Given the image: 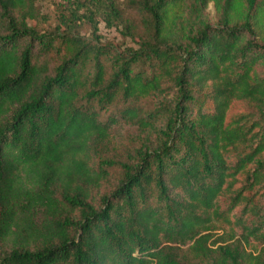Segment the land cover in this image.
<instances>
[{"label":"trees","instance_id":"obj_1","mask_svg":"<svg viewBox=\"0 0 264 264\" xmlns=\"http://www.w3.org/2000/svg\"><path fill=\"white\" fill-rule=\"evenodd\" d=\"M66 2L0 0V264H264V0Z\"/></svg>","mask_w":264,"mask_h":264},{"label":"rangeland","instance_id":"obj_2","mask_svg":"<svg viewBox=\"0 0 264 264\" xmlns=\"http://www.w3.org/2000/svg\"><path fill=\"white\" fill-rule=\"evenodd\" d=\"M34 2L39 11L38 12L39 14L37 15L36 26L40 29L52 27L57 22L58 14L60 10L63 9V5L67 4L66 0H34ZM206 12L209 18L215 20L216 14L212 2L208 4L206 8ZM80 31L83 34L88 35L90 33L89 24L81 23ZM99 31L102 33L104 41L113 40L115 43H119V44L130 43L129 39L123 37L119 31H117L114 28L105 26V24L102 22L100 23ZM106 115L107 112H102L103 117H106ZM131 131H132V127L130 126L120 127L121 133L118 136L120 138L122 137L123 140L127 136V132H131ZM114 148L115 147H112L111 145H100L98 154L104 157L110 156L116 152ZM98 154L93 155V161H96L98 159Z\"/></svg>","mask_w":264,"mask_h":264}]
</instances>
